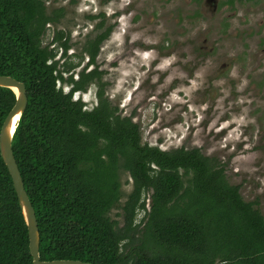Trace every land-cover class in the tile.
<instances>
[{
  "label": "trees",
  "instance_id": "obj_1",
  "mask_svg": "<svg viewBox=\"0 0 264 264\" xmlns=\"http://www.w3.org/2000/svg\"><path fill=\"white\" fill-rule=\"evenodd\" d=\"M63 16L62 9L48 13L46 0H0V75L25 83L28 92L13 150L36 212L41 260L264 264V215L243 199L218 160L199 148L163 150L144 142L141 126L111 103L97 60L113 25L105 28L104 19L97 25V35L83 46L88 63L78 79L65 78L76 65L61 64L58 48L66 57L70 37L58 31L44 45L49 26ZM92 84L98 101L89 110L74 96ZM15 103L13 90L0 87V131ZM121 171L132 178L133 190L120 207ZM118 207L123 226L110 216ZM141 211L146 214L137 223ZM0 264H33L1 153Z\"/></svg>",
  "mask_w": 264,
  "mask_h": 264
},
{
  "label": "rangeland",
  "instance_id": "obj_2",
  "mask_svg": "<svg viewBox=\"0 0 264 264\" xmlns=\"http://www.w3.org/2000/svg\"><path fill=\"white\" fill-rule=\"evenodd\" d=\"M203 5L204 0H46L48 13L62 9L64 16L49 26L44 45H50L58 31L70 37L72 49L61 64L67 60L76 65L66 77L73 73L78 78L89 60L83 53L85 42L97 35L103 19L105 28L113 25L97 60L111 103L141 126L144 142L163 150L199 148L218 160L230 183L241 187L243 199L256 202L264 215V108L250 107L245 100L236 105L240 93L231 87L229 76L223 80L224 72L218 75L241 45L232 34L223 38L215 33L226 12L208 16L206 11L193 21L185 17L187 12H202ZM254 8L264 12V0ZM246 9L248 4L231 21L239 31L246 29ZM227 14L234 16L232 10ZM58 49L57 58L62 54ZM61 86L65 92L71 89ZM96 93L92 84L75 98L91 110L97 105ZM121 181L120 207L133 190L127 172L121 171ZM150 199L151 192L145 195L147 209ZM120 207L110 216L123 226ZM145 214H138L137 223Z\"/></svg>",
  "mask_w": 264,
  "mask_h": 264
},
{
  "label": "flooded vegetation",
  "instance_id": "obj_3",
  "mask_svg": "<svg viewBox=\"0 0 264 264\" xmlns=\"http://www.w3.org/2000/svg\"><path fill=\"white\" fill-rule=\"evenodd\" d=\"M260 1L261 0H204L202 12L194 11V13L192 14L187 12L185 13V17H188L193 21L194 18L201 17V14H204L206 11L208 16L213 14L218 15L220 12H226V16H224V18L220 20L221 22H217L218 31H216L215 33H220L219 36L223 38L228 34H232L233 40H235L236 43L240 44L241 46H236L237 54L231 59L233 61L232 64L230 62L231 60L229 61L228 59V61H226L227 64H223V68L221 69V71L220 69L218 70V75L224 72L223 80L226 79L227 76H229L232 80L231 87L237 88L236 90L238 91V93H240V96L237 97L238 100L236 99V105L239 104V101L245 100L246 102H248L250 107L259 106V108H264V12L256 10L254 8V6H257ZM246 4L249 5V9L245 10L246 13L243 14L244 17L242 18V22L245 24L246 29L239 31L237 28H233L231 21L237 18L235 17V14L237 13V11L241 12ZM229 10H232L234 12V16H230L227 14ZM177 16L178 19H180L181 11L178 12ZM209 32L210 30L206 31V34ZM245 39L246 44H244L243 42V40ZM198 42L201 43V39H198ZM207 42L208 39H205L203 41V43ZM62 57L63 53L59 58L61 59ZM66 61H64V63ZM68 73H71V71ZM68 73L64 74L65 78L74 75L72 73L68 77H66V74ZM78 75L77 77H79ZM75 79L78 78H76L75 76ZM59 85L61 87V83ZM66 85L69 86L68 84ZM77 94L78 93H76V95ZM76 95L74 96L75 100H77L75 98ZM192 149L194 148H191L189 150Z\"/></svg>",
  "mask_w": 264,
  "mask_h": 264
},
{
  "label": "water",
  "instance_id": "obj_4",
  "mask_svg": "<svg viewBox=\"0 0 264 264\" xmlns=\"http://www.w3.org/2000/svg\"><path fill=\"white\" fill-rule=\"evenodd\" d=\"M0 87L9 88L16 94V103L6 117L0 131V153L12 177L19 205L28 228L29 249L33 258V264H92L80 260H41L40 231L36 212L25 189V184L13 150V141L18 125L28 106V92L25 83L11 76L0 75Z\"/></svg>",
  "mask_w": 264,
  "mask_h": 264
}]
</instances>
